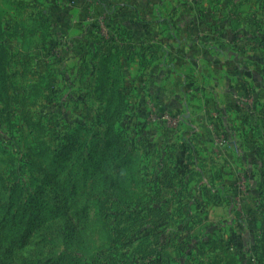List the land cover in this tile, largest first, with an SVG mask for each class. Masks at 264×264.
Wrapping results in <instances>:
<instances>
[{
	"label": "rangeland",
	"instance_id": "rangeland-1",
	"mask_svg": "<svg viewBox=\"0 0 264 264\" xmlns=\"http://www.w3.org/2000/svg\"><path fill=\"white\" fill-rule=\"evenodd\" d=\"M190 3L201 11L193 21L202 27L200 39H223L228 26L229 39L237 43L230 52L237 70L230 90L238 96L233 126L197 119L196 128L178 130L171 121L165 133L177 139L152 138L147 113L135 115L145 107L136 103L126 77L127 111L113 129L106 127L94 72L107 55L122 57L117 33L103 34L100 16L95 32L65 33L63 39L57 31L43 33V46L38 38L10 37L2 24L12 19L0 15V47L7 51L2 59L0 49V217L11 191L20 187L25 201L42 196L66 207L70 219L47 218L22 245L1 253L0 264L56 259L64 250V228L78 223L84 207L87 217L74 227L80 234L69 253L83 264H264V0H151L159 13L150 17L142 0V40L161 34L159 22L185 23ZM176 35L183 39L180 31ZM103 36L108 46L91 50L90 42ZM153 49L141 52L159 58ZM82 125L98 130L106 143L122 136L125 154L101 213L80 197L76 161L54 173ZM181 135L187 143L178 140Z\"/></svg>",
	"mask_w": 264,
	"mask_h": 264
},
{
	"label": "crops",
	"instance_id": "crops-1",
	"mask_svg": "<svg viewBox=\"0 0 264 264\" xmlns=\"http://www.w3.org/2000/svg\"><path fill=\"white\" fill-rule=\"evenodd\" d=\"M147 1L149 5L145 16H156L159 11L151 6V0ZM141 2L142 0H0V15L12 19L11 25H6L4 21L2 24L10 37L21 40L34 37L39 42L43 33L50 35L57 31V35H60L58 39H63L65 33L92 32L98 27L96 18L100 16L101 32H106L108 37L112 31L117 33L115 44L124 66L123 84L126 77V87L130 86V93L136 97V103L144 105L145 110L136 109L135 115L140 118V114L147 113L150 122L146 130L153 133L152 138L177 139L170 136L169 132L165 133L166 129H171V121L179 126L178 130L183 126L196 128L197 119L209 121V124L213 122L214 127L217 125L219 128L233 126L238 95L230 88L237 70L232 67L235 56L230 55V52L234 51L237 43L229 39L231 33L228 32V26H225L227 35L223 39L213 42L200 39L199 31L202 27L193 21L194 17L200 16L201 11L190 3L185 23L167 26V22H159L158 27L165 29L161 30V34L144 41L145 38L142 40L141 36ZM82 17L83 22L80 21ZM153 26L157 27L155 24L150 25L151 28ZM179 31L183 39L176 35ZM167 32L173 34L169 35ZM108 37L105 39L103 36L100 43L90 42V49L108 46ZM167 38L172 40L168 41ZM43 43L42 40L40 44L44 46ZM153 43L156 44L154 54L160 55L159 58L152 55L149 57L148 51L141 52L142 48H154L151 47ZM23 46L24 43L20 44V49ZM69 47L72 48L70 45ZM172 47L175 48L171 49ZM246 74L247 70L244 69L242 76L245 77ZM178 140L187 143L189 139L181 135Z\"/></svg>",
	"mask_w": 264,
	"mask_h": 264
},
{
	"label": "trees",
	"instance_id": "trees-1",
	"mask_svg": "<svg viewBox=\"0 0 264 264\" xmlns=\"http://www.w3.org/2000/svg\"><path fill=\"white\" fill-rule=\"evenodd\" d=\"M0 49L4 52L2 59L6 58L5 47L1 46ZM122 74L121 61H113L112 57L108 55L94 72V78L98 83L95 97L105 105L104 122L106 127L111 129L122 119L128 108ZM121 139L120 134L115 135L114 139L106 143L98 130L82 125L69 139L65 152L59 155L56 161L58 168L54 172L55 175L65 172L69 168V163L76 161L73 165L81 169L83 179L80 197L92 202L98 213L103 210L102 198H107L108 187L115 174L113 173L114 168L118 167V161L125 154ZM115 150H118L117 154H115ZM86 151H88L87 156L84 155ZM49 217L54 218V221L68 222L70 220L66 207L56 208L42 196L25 201L24 191L20 187L12 190L8 202L3 208L2 217H0V254L14 249L17 245H22L28 233L40 228ZM86 217L87 207H84L78 223L68 225L63 230L64 250L56 259L47 264H83L82 261L73 259L69 253L73 248L75 237L80 234L74 227H78L82 219ZM33 264L42 263L34 262Z\"/></svg>",
	"mask_w": 264,
	"mask_h": 264
}]
</instances>
